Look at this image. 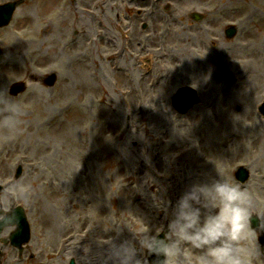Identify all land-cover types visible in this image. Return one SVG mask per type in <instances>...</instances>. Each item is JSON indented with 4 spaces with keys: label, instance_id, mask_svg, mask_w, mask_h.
<instances>
[{
    "label": "rangeland",
    "instance_id": "374dc122",
    "mask_svg": "<svg viewBox=\"0 0 264 264\" xmlns=\"http://www.w3.org/2000/svg\"><path fill=\"white\" fill-rule=\"evenodd\" d=\"M27 1L0 29V90L19 108L17 128L0 127V206L25 208L31 264L46 260L44 248L58 252L69 233L90 238L92 255L105 260L107 241L159 231L191 183L218 172L233 180L239 165L264 216V118L256 108L264 98V0H176L164 40L150 43L154 50L113 61L107 53L121 43L110 46L115 36L108 38L103 14L106 6L115 13L111 3ZM138 6L131 2V13ZM192 11L204 18L192 19ZM228 24L237 26L231 39L221 31ZM77 32H86L81 38L92 53L69 49L79 40L65 44ZM76 53L83 58L70 67ZM51 69L59 74L53 87L30 82L19 97L7 92L10 83ZM182 85L198 100L178 114L170 99ZM12 258L9 251V264Z\"/></svg>",
    "mask_w": 264,
    "mask_h": 264
},
{
    "label": "clouds",
    "instance_id": "9594fccd",
    "mask_svg": "<svg viewBox=\"0 0 264 264\" xmlns=\"http://www.w3.org/2000/svg\"><path fill=\"white\" fill-rule=\"evenodd\" d=\"M18 123V105L0 90V127L13 131ZM261 232L264 216L257 215L249 192L218 172L182 192L166 228L107 241L104 264H148V255L153 264H254L264 255L256 240Z\"/></svg>",
    "mask_w": 264,
    "mask_h": 264
},
{
    "label": "flooded vegetation",
    "instance_id": "af4514ba",
    "mask_svg": "<svg viewBox=\"0 0 264 264\" xmlns=\"http://www.w3.org/2000/svg\"><path fill=\"white\" fill-rule=\"evenodd\" d=\"M8 231V232H6ZM11 230H6L3 229V231L0 233V264H9L7 259L9 257V251L13 253V258H12V263L16 264L15 259L17 257H23L24 256V261L22 264H31V258L33 257L34 254L33 252L29 251L26 253V245L24 244L23 246L19 247L16 245H13L11 241V236H10ZM66 252L68 253V258L60 257L59 264H69L70 260L73 259L75 264H93V260L90 256L89 251H83L82 254H80V257L77 256L79 255L76 252L77 245L72 244V245H65ZM42 254H46L47 252L45 248L41 252ZM41 264V263H40Z\"/></svg>",
    "mask_w": 264,
    "mask_h": 264
},
{
    "label": "water",
    "instance_id": "95a60500",
    "mask_svg": "<svg viewBox=\"0 0 264 264\" xmlns=\"http://www.w3.org/2000/svg\"><path fill=\"white\" fill-rule=\"evenodd\" d=\"M13 5H14V3L10 2V3H6L2 6H0V25L3 23L2 21H4L7 18L6 16H8L9 13L12 11ZM14 221L17 223H23V225L25 227L24 233L27 236V231H28L27 226L28 225H27L26 218H25V215L23 214V212L19 213V216L15 217Z\"/></svg>",
    "mask_w": 264,
    "mask_h": 264
}]
</instances>
